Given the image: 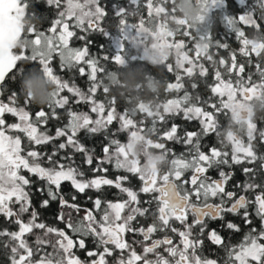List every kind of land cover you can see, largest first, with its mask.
Listing matches in <instances>:
<instances>
[{
    "label": "snow or ice",
    "instance_id": "1",
    "mask_svg": "<svg viewBox=\"0 0 264 264\" xmlns=\"http://www.w3.org/2000/svg\"><path fill=\"white\" fill-rule=\"evenodd\" d=\"M36 2L39 3L40 0ZM43 2L56 9H60L62 4V0ZM63 2L66 5L63 10L58 12L46 31H41L34 23H29L25 28L26 15L36 21L43 19L36 13H28L29 0H0V95L7 88L6 79L12 82L19 80V95L23 97L22 106L17 105L16 90L8 96L9 103L0 101V215L18 225L16 231L0 230V238H6L3 247L11 253L10 264H85L73 250L86 249L89 237L93 238L97 248L102 247L99 253L95 250L87 251L88 257L98 256L91 264H108L105 257L113 256L114 252L119 253L116 264H218L217 259L197 254L204 244L201 237H204L206 231L207 239L213 245L223 248V264H264V191L254 199L238 195L235 191H227L226 186L234 173L223 170L225 166L231 168L232 165H255L259 162L258 168L244 167L243 173L246 177L251 176L253 181L258 175L264 180V154L258 155L253 143L257 138L260 143H264V131L257 133V124L250 113L246 120H239V113L245 108V102L253 98H264V79L259 83L253 82L250 74L245 79V65L237 63L235 52L231 53L230 63L224 58L217 62L209 54L212 46L220 49L229 47L220 40L213 44L211 39L214 22L211 14L214 9H225L227 0H202L201 14L195 23L176 17L175 0H145L143 6L147 9V22L155 23V30L145 27L143 17L138 24L127 23L126 17L136 13L113 3V13L119 18L115 34L101 27V22L108 15L107 6L102 5L101 0ZM238 2L241 6L246 4V0ZM127 3L136 10L141 6V0H127ZM169 3L172 4L171 9L165 6ZM221 18L241 45L240 54L244 57L252 54L261 57L264 53V31H261V24L264 23V0H255L253 5L246 7L238 15L225 12ZM169 21L176 25L175 29L169 27ZM237 24L254 28L261 34L259 41L246 36L245 31L237 27ZM181 29L184 30L185 37L196 41L194 56L189 55L192 49L185 51L184 40H170ZM76 30L86 34L100 33L108 41L107 45H99L101 55H90L89 45L92 41L87 35H77ZM193 31L196 33L195 37L192 36ZM29 36L34 38L29 39ZM73 38L84 41V46L72 47ZM149 38L152 39L151 47L161 52L159 65L164 66L168 73L175 74V82L167 83L165 92L183 91V95L167 99L163 103L141 101L132 109L125 108L122 112H117L116 97L108 98L110 90L118 84L116 71L106 73L105 67L99 66L100 61H110L119 67L125 66L126 62L142 61L148 56L146 42ZM18 42L20 44L16 46ZM106 47L113 53L111 58L105 51ZM141 48L144 50L143 57L132 54L133 50L139 52ZM170 57H174V63L169 62ZM55 58L59 61V71L67 72L72 79L71 86L68 80L55 74L52 66ZM201 60L208 61L214 70L215 83L209 85V89L212 96L219 98V104L203 101L213 111L205 110L201 106L200 95L194 96L184 83L186 77L189 87L195 91L199 85L194 77L208 75L209 69ZM153 62H156L155 58ZM25 63L33 66L25 68ZM217 63L219 67H216ZM84 65L89 67V72L86 73ZM255 67L260 76L264 77L261 65L256 64ZM34 69L42 71L55 84L47 104L50 111L39 108L35 112V119L26 110L34 102L21 88L24 74ZM98 73L105 74L108 82L98 79ZM233 73L236 77L235 84ZM77 75L87 76L90 82L87 91L75 84ZM225 75L229 78L225 79ZM98 89H102L106 103L95 99ZM65 90L76 97L74 103L89 104V112L96 114V118L93 119L89 112L72 110L69 97L61 95ZM58 108L66 109L67 123L57 128L55 135H48L47 131L40 129L46 128L50 118L60 119L57 115ZM5 113L17 117V122L7 124ZM137 113L143 116L139 121L134 119ZM221 114L230 121L235 120L241 125V129L246 128L247 144L231 130L226 134L218 130L220 125L217 117ZM149 118L150 126L145 128V120ZM173 118L197 121L200 126L197 131L185 130L181 135V125L173 122L159 137L182 143L185 151L179 155L167 148L165 143L154 142L149 138L158 132L157 124L165 125ZM114 122L118 123V129L111 132V136H115L117 131L128 132L126 143L109 135L110 126ZM80 133H84L85 138L103 134L107 141L102 147L103 156L96 158L95 167V149H89L81 142L78 138ZM213 134L218 138L223 135V139L219 140L221 147H210L207 152L203 151L201 140ZM61 137L65 138L64 142L54 146L51 152L40 150V146L49 145ZM136 141H142L146 150H161L160 153L167 158V171L161 173V169L153 162L141 165L132 151ZM229 144L231 156L225 150ZM69 148L72 149L71 153L60 155L61 151ZM75 154H83L82 165L76 163ZM105 164H111L114 170H123L138 178L141 182L139 189L124 186L129 180L128 175L117 176L115 180L96 175L108 172V168L103 167ZM85 166L91 169V178H86L85 171L82 170ZM212 170H218V179L209 175ZM24 172L29 175L22 174ZM186 173L191 174L185 178ZM66 182L70 185L71 192L62 191V185ZM105 186L116 188L120 193L126 194L127 199L113 201L104 198ZM241 187L244 192L255 191L264 188V183L246 182L236 185L238 189ZM33 189L41 197H46L39 202L41 210L48 209L50 202L58 201L60 211L55 220L63 223L64 228L51 226L41 218L40 211L32 202ZM87 190L97 193L95 198L87 197L93 204L91 209L82 208L75 202L76 194L84 195ZM141 195L145 199L141 200ZM17 205L19 207L15 208ZM251 205H255L254 215L260 220L261 230L257 231L252 227L240 244L230 245L216 229L209 230L208 221L224 222L226 214L239 216L242 209L245 226L251 225L253 221L248 211ZM65 208L71 211L65 213ZM81 211L84 215L79 217ZM72 212L77 214L76 219ZM24 214L29 216L27 222L22 219ZM140 218H151L152 223L146 228L142 225L135 227L134 224H140ZM173 222H178L182 230L174 227ZM221 227L240 231V226L232 221L222 223ZM168 231L180 237L179 244H174L167 234L163 238L152 239L154 233ZM27 234L35 237L34 247L26 241ZM129 234H139L143 240L137 242L133 239L130 243L126 239ZM148 241L151 243H147ZM137 243L143 245L142 254H138L133 246ZM162 246L167 256L158 251ZM126 251L127 257L124 255ZM34 254L38 257L35 261ZM149 254H153L155 258L150 259Z\"/></svg>",
    "mask_w": 264,
    "mask_h": 264
},
{
    "label": "trees",
    "instance_id": "2",
    "mask_svg": "<svg viewBox=\"0 0 264 264\" xmlns=\"http://www.w3.org/2000/svg\"><path fill=\"white\" fill-rule=\"evenodd\" d=\"M102 5H106V11L108 12V15L104 18V20L101 22V27H103L105 30L115 34L116 29L119 25V18L116 17L113 13L112 10V4L113 3H117L121 6H124L128 9L129 12H135V15H128L126 17V22L129 24H138L141 17H143L145 19V27H150L153 30H155V23L153 24H149L148 21V17H147V9L143 6L145 3V0H141V6L138 10H136L135 8L131 7L128 5L127 0H101ZM176 3L177 0H175V8H176ZM255 3V0H246V4L244 6H241L238 2V0H227L226 3V8L225 9H214L213 13L211 14L214 17V22L212 25V31H211V39L213 41V44L215 43V41L220 40V42H226L229 47L228 49H220V48H216L214 46L209 48V54L213 55V59L216 60L217 62L219 61L220 58H224L226 61H228L230 63L231 60V53L235 52L236 53V59H237V63H244L245 65V79H247V76L250 74L252 76V81L259 83L262 79H264V77H261L259 72H257L255 65L256 64H260L261 68L264 69V53H262L261 57H256L254 54H252L250 57H244L242 54H240L239 52V48L241 47V45L235 40V35L232 32L231 29L227 28V26L224 24L223 20H222V15L225 14V12L227 14H232V15H238L241 12H243L245 10L246 7L251 6ZM29 9L27 10L28 13H36L38 15H41L43 17V19L41 21H36L34 20L33 23L36 24V27L38 30L41 31H46L48 27H50L51 21L53 19H55L57 17V14L59 11L63 10V8L66 6L62 0V4H61V8L60 9H56L55 7H48L43 0H40L39 3L36 2V0H29ZM166 7H168L169 9H171L172 4L169 3L167 5H165ZM259 15V9L256 10V16L258 17ZM180 13L176 11V17L179 18ZM258 22L259 19H258ZM70 26H71V21L69 22ZM169 27L172 29L176 28V25L169 21ZM237 27L241 28L242 30L245 31L246 36H248L249 38H252L257 32L254 28L251 27H246L242 24H237ZM77 31V35H87L88 39H90L92 41V43L89 45V53L90 55H96L99 56L101 55L100 53V49H99V45L101 44H108V41L105 40V38L100 34V33H84L81 32L79 30ZM183 29L180 30V32H178L174 37V41H179V40H184L185 44H186V48L185 51H188V49H192V51H189V55L190 56H194L195 55V42L194 40H190L188 37H185L183 35ZM261 31H264V23L261 24ZM192 36L195 37L196 33L195 31L192 32ZM29 39H32L34 37L29 36ZM224 39H227L226 41ZM84 41H80L76 38H73V40L71 41V46L72 47H76V48H82L84 46ZM150 43V40L147 44ZM127 44V43H126ZM128 45L125 46V48L127 49ZM16 51H19L18 49ZM105 51L107 52V54L109 55V57L111 58V56L113 55L112 51L110 49H108L107 47L105 48ZM135 55H139L141 56V50H139V52H135V50H133V53ZM249 60L251 61V63H249ZM169 62L170 63H174V58H169ZM201 63L204 64L205 67H207L209 69L208 75L206 77H200L199 75H197L196 77H194L195 82L198 83L199 87L193 91L190 87H189V80L185 77L184 78V83L185 86L188 88V91L192 92V94L195 96L197 94L200 95L201 97V101L202 104L201 106H203L205 108V110L207 111H213V109H211L210 107H208L207 103H203V101H208V103H217L219 104V98L218 97H214L212 96V93L209 89V85H213L215 83L213 76H214V70H213V66L206 60H201ZM154 62L151 59L145 58L142 61H136V62H126L125 66L119 67L118 65H115L113 63L109 62H105L103 60L100 61V65L99 66H103L105 67V72L107 73L108 71H116V75H117V81L118 84L115 88H112L110 90V94L109 97L111 96H115L116 97V109L117 112H122L125 108L127 109H132L135 106L131 103L127 102V98L130 97L132 95V91L130 88H121V81H128L130 79H136V80H142L144 79L145 76H147V80L149 82V86H151V81L155 78L157 80H160L162 82H164L165 88L167 83H172L175 82V74L172 73H168L166 68H164V66L159 65V66H153ZM18 66H19V62H18ZM33 65L25 63L24 67L28 68V67H32ZM36 67H39V65H35ZM52 66L54 68V72L57 75H60L63 79L68 80L69 81V85L71 86L72 84V79H70L69 74L67 72H60L59 71V61L58 58H55L52 62ZM188 65H186L187 67ZM85 67V71L86 73L90 71L89 67L84 65ZM216 67H219L218 63L216 65ZM221 71L223 72V69H221ZM182 74V73H181ZM98 79H104V82L107 83V79L105 78V74H101L98 73L97 74ZM225 79H228L229 77L227 75L224 76ZM232 79H233V83L235 84V73H233L232 75ZM75 84L80 87L81 89L87 91V87L90 86V82L88 81L87 76L84 77H80V76H76L75 80H74ZM6 84H7V88L4 90L3 95H0V100L4 103H9L8 101V96L11 94V92L13 90H16L18 92V100H17V105L18 106H22L23 105V97L19 95V80H17L16 82H12L10 80L6 79ZM165 88H161L159 93H152V92H148L145 91L143 93H141V96L143 97V99L145 101H154L155 103H163L165 102L167 99H172V98H176L178 95L182 96L183 95V91H181L180 93H176L175 91L173 92H165ZM62 96H68L69 97V102L70 105L72 107V110L74 111H84V112H89V108L90 105L89 104H85V103H80V104H76L74 103L76 97H74L71 93L67 92V90L63 91L61 93ZM239 96V95H238ZM211 97V99L209 100L208 98ZM95 99L97 101H103L106 103V97L104 95V93L102 92V89H98ZM68 106H66L67 108ZM39 108H43L46 112H49L50 110L48 109L47 105H38L36 103H33L32 105H29L26 110L31 112L32 114V118L35 119V112L37 110H39ZM107 111V109H106ZM106 114V113H105ZM57 115L60 117V119L55 120V119H49L48 124L46 126V128H41V131H47L48 135H55V131L57 128L59 127H63L66 123H67V116H66V109H57ZM89 115L92 116L93 119L96 118V114H93L91 112H89ZM143 116L142 114L137 113V115L134 117V119H136L137 121H139L140 119H142ZM218 122H219V131L223 134H226V132L228 130H231L238 138H240L245 144H247V135H246V128L245 129H241V125L239 123V125L233 124L232 121H230L229 118H226L223 114L219 115L217 117ZM242 121V120H240ZM176 123L181 125V135L183 134V131L188 130V131H197L199 129V123L197 121H192V122H188L183 120L182 118H173L172 120H169L167 124L165 125H161V124H157V128H158V132L154 135H150L149 138L152 139L154 142H159V143H165L166 147L169 149H172L175 151V153L177 155H179L180 153L184 152L185 149L182 145V143H176L174 141H167V140H163L160 139L159 137L162 136L163 132L166 131L168 128H170L172 123ZM254 122L257 124V133H259L260 131L264 130V111H260L257 112V116L254 118ZM150 118L145 120V125L144 127L147 128L150 126ZM118 129V123L114 122L109 129V135L111 136V132L116 131ZM128 132H119L117 131L115 136H111V138L113 139H118L121 143H126L128 140ZM82 143L85 144L86 147H88L89 149H95V152L93 153V167H95L96 164V158L97 157H102L103 156V152H102V147L104 144L107 143V141L104 139V135L100 134L97 136H94L92 138H85L84 133H80L79 137H78ZM223 139V135L221 137H217L215 134L213 135H209L205 138H203L201 140V148L203 151L207 152L208 149L210 147H217L220 148L221 145L219 143V140ZM65 138L61 137L55 141H53L51 144L49 145H44V146H40V150L42 151H48L51 152V150L53 149L54 146L58 145L61 142H64ZM256 148V151L258 153V155L260 154H264V143H260L259 138H257L256 141L253 142ZM152 152L154 153H159L161 150L152 148L150 149ZM229 152V156H231V145L229 144L227 146V148L225 149ZM72 149H67L65 151H61L60 155H65L67 153H71ZM59 157H57L58 159ZM172 157H169V159H171ZM83 154H75V160L76 163L78 165H82L83 163ZM140 163L144 164V157L141 156L139 157ZM259 162H257V164L255 165H249L247 163H243V164H239V165H232L231 168L228 167H224L223 170L225 172H233L234 176L232 177L231 180L228 181V184L226 186V190L227 191H235L237 192L238 195L243 194L245 195L248 199H254V197L256 195H259L262 191H264V188H258L255 191H248V192H244L243 188H236L237 184L243 185L246 182H255V183H264V180L261 179V176H257L255 178V180H252L251 176L246 177L243 173V168L244 167H257L258 168ZM103 167H107L108 168V172L107 173H97L96 175H104L109 179H113L115 180L117 176H125L128 175L129 176V180L127 182L124 183V186L126 187H131L133 188V190H138L139 187L141 186V182L139 181L138 178H136L135 176H132L131 174H128L127 172L120 170V171H116L113 169V166L111 164H105L103 165ZM168 169V165H163L161 167V173L167 171ZM83 171H85L86 174V178H91L93 173L91 171L90 168L88 167H83L82 168ZM191 173H186L185 178H187ZM209 174L213 177V178H219L218 176V170H212L209 172ZM33 179H35L33 177ZM62 191H64L65 193L71 192V188L70 185L66 182L62 185ZM104 192V198L106 199H110V200H123V199H127L126 194H122L120 193L116 188L114 187H109V186H105L103 189ZM33 197H32V202L33 205L37 207L38 211H40L41 213V218L48 223L51 226H55L58 228H64V224L63 223H59L58 221L55 220V216L57 215V213L60 211L59 209V203L58 201L56 202H50V207L46 210H41L39 209V202L42 198H46V197H41L39 193H35L34 189H33ZM75 194V193H73ZM77 195V200L75 201L76 203L80 204L82 208H93V204L90 200L87 199L88 196H92L93 198H95V196L97 195V193H95L92 190H87L86 193L84 195ZM66 198H68L66 196ZM141 200L145 199V197L143 195H141L140 197ZM217 202V201H215ZM19 206H15V208H18ZM14 208V210H15ZM254 208L255 205H251L249 206V213H250V219H252L253 223L251 225L245 226L243 219H242V213H243V209L241 210V215L237 216V215H232V214H226L225 215V219L224 222L226 221H232L233 223H236L240 226V231L239 232H235L232 230H223L222 228H220L219 223H224L220 220H217L215 222L212 221H208V228L210 229H216L218 231V233L220 231L223 232L224 238H225V242L230 244V245H238L240 244L243 239L244 236L246 234H248L251 231L252 227H255L257 229V231L261 230V223L258 217H256L254 215ZM71 209H64L65 213L70 212ZM84 215V212L81 211L79 213V217H82ZM72 216L74 219L77 218V214L75 212H72ZM99 218V216L97 217ZM22 219L27 222V220L29 219L28 214H24L22 216ZM150 223H152L151 218L148 219H144V218H140V224L137 226H148ZM136 225V224H134ZM4 229H8L9 231H16L18 230V225L15 224L13 221H10L8 219H6L3 215H0V230H4ZM67 231V229H65ZM39 234V233H38ZM69 235H72L71 232H69ZM207 235L208 232L206 231L204 234V237H201L204 240V244L203 246L206 247L207 250V255L208 256H213L214 258H216L217 256H221L222 254H225L224 250L222 247H218L215 246L211 243L210 240L207 239ZM130 239H134L136 238V236H132L131 234H129L127 236ZM26 241L28 242V244L30 246L34 247V239L35 237L32 234H27L25 236ZM73 239H76L75 236H73ZM6 242V238H0V264H10V256L11 253L5 249L3 247V243ZM264 242V241H262ZM202 246V247H203ZM95 247L96 251H98L100 248H97L96 245L93 242V238L89 237L88 241H87V248L86 249H74V253L75 251H78L80 253V256L84 259V260H88L87 258V251L88 250H93ZM199 253L202 254V251H199ZM36 259H38V257L34 254L33 256V260L35 261Z\"/></svg>",
    "mask_w": 264,
    "mask_h": 264
},
{
    "label": "clouds",
    "instance_id": "3",
    "mask_svg": "<svg viewBox=\"0 0 264 264\" xmlns=\"http://www.w3.org/2000/svg\"><path fill=\"white\" fill-rule=\"evenodd\" d=\"M202 0H177L176 11L180 13L179 18L188 20L189 22L195 23L197 17L201 14ZM34 19L25 16L24 25L27 28L29 23H33ZM261 34L256 33L251 39L259 41ZM20 42L16 46H19ZM161 52L159 49H153L149 47V58L153 61L155 58V63L153 66H159ZM120 87L130 88L132 95L126 100H130L131 104L135 107L136 105L143 101L145 103L154 101H145L141 96V93L148 91L158 94L161 88H165L164 82L153 79L151 81V86L147 80V76L142 80L130 79L128 81H121ZM22 91L30 95L32 102L38 105H47L51 99L50 93L55 88V84L40 70H30L25 73L23 79L21 80ZM264 111V98H253L250 101L245 102V108L242 110V121L246 120L251 115V118L257 116V112ZM233 124H237L234 120ZM133 153L137 158L143 156L145 163L153 162L161 169L163 165L166 164L167 158L163 156L162 153H154L150 149H145V145L142 141L134 142L132 149Z\"/></svg>",
    "mask_w": 264,
    "mask_h": 264
},
{
    "label": "flooded vegetation",
    "instance_id": "4",
    "mask_svg": "<svg viewBox=\"0 0 264 264\" xmlns=\"http://www.w3.org/2000/svg\"><path fill=\"white\" fill-rule=\"evenodd\" d=\"M0 101H1V100H0ZM4 119H5V121H6L7 124H11V123H16V122H17V117H15V116H13V115H11V114H8V113H5V115H4ZM263 131H264V130H263ZM209 175H210V174H209ZM210 176H211V175H210ZM211 177H212V176H211ZM212 178H213V177H212ZM213 179H215V178H213ZM216 179H218V178H216ZM212 202L215 203V201H212ZM191 219H192V217L190 216V217H189V222H191ZM221 225H222V223L220 222V223H219L220 228H222ZM134 226H135V227H139V226H137V225H134ZM173 226L176 227V228H178V229H181V230H182V226H181L178 222H173ZM144 227L146 228L147 226H144ZM222 229H223V230H227V229H225V228H222ZM165 234L169 235V236L173 239V243H174V244H179V242H180V237H179L178 235H176V234L171 233L170 231H168V232H166V233L156 232V233H154V234L152 235V239H160V238H163V236H164ZM219 234H220L221 236L224 237L222 231H220ZM126 239H128L130 243H131V241L133 240V239L128 238L127 236H126ZM134 239H135L137 242H139V241H142V240H143V237H142L141 235L137 234V235H136V238H134ZM224 239H225V238H224ZM225 241H226V240H225ZM147 243L150 244L151 241H148ZM133 246H134V248H135V250L137 251L138 254H142V251H143V245H141L140 243H137V244H135V245H133ZM93 250L96 251L95 247H94ZM100 251H102V247H101L97 252L99 253ZM158 251H160L163 255L167 256V253L164 252V246H162L160 249H158ZM199 251H202V254L199 253ZM197 254L202 255V257H207V258L217 259V260H218V264H223V262H222V258L225 257V254H222L221 256L219 255V256H217L216 258H214L213 256H208V255H207V250H206V247H205V246H203L200 250H198V253H197ZM75 255L78 256L82 261H84L85 264H91V261H92V260H94V259H98V256H93V257H88V256H87L88 260L86 261V260H84V259L80 256V253H79L78 251H75ZM124 255H125V257H127V255H128L127 251L124 253ZM118 257H119V253H118V252H114L113 256H111V257H107V256H106L105 259L108 261V264H116V259H117ZM149 258H150V259H154L155 257H154L153 254H149Z\"/></svg>",
    "mask_w": 264,
    "mask_h": 264
},
{
    "label": "rangeland",
    "instance_id": "5",
    "mask_svg": "<svg viewBox=\"0 0 264 264\" xmlns=\"http://www.w3.org/2000/svg\"><path fill=\"white\" fill-rule=\"evenodd\" d=\"M149 40H150V43L147 44L148 49H149V47L151 46V43H152V39L149 38ZM149 40H148L146 43H148ZM170 40H174V39H173V38H170ZM125 46H127V44H125ZM140 50H141V56L143 57V56H144V50H143V48H141ZM147 58L150 59V58H149V51H148V56H147ZM170 58H171V57H170ZM172 58H174V57H172ZM238 98H239V96H238ZM241 117H242V110H241L240 113H239V120H242ZM144 163H145V161H144ZM140 164L143 165L142 163H140ZM22 174H24V175H26V176L29 175V174L26 173V172H24V173H22Z\"/></svg>",
    "mask_w": 264,
    "mask_h": 264
}]
</instances>
